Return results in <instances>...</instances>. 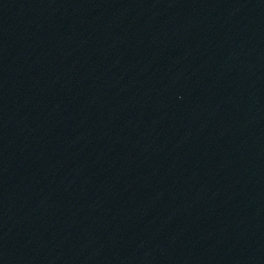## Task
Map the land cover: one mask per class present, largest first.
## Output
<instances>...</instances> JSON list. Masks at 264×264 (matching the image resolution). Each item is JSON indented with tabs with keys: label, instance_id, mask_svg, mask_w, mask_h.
<instances>
[{
	"label": "water",
	"instance_id": "obj_1",
	"mask_svg": "<svg viewBox=\"0 0 264 264\" xmlns=\"http://www.w3.org/2000/svg\"><path fill=\"white\" fill-rule=\"evenodd\" d=\"M0 264H264V0H0Z\"/></svg>",
	"mask_w": 264,
	"mask_h": 264
}]
</instances>
